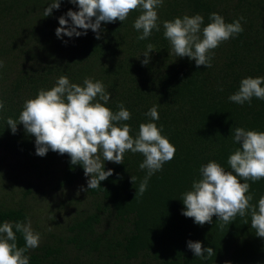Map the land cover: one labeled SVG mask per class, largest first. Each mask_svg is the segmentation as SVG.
Wrapping results in <instances>:
<instances>
[{
    "label": "trees",
    "instance_id": "obj_1",
    "mask_svg": "<svg viewBox=\"0 0 264 264\" xmlns=\"http://www.w3.org/2000/svg\"><path fill=\"white\" fill-rule=\"evenodd\" d=\"M48 3L0 0V223L31 219L40 244L25 253L29 264H264V237L251 228L250 215H237L223 227L217 216L199 225L182 214L181 199L200 178L202 165L215 160L231 170L228 157L240 147L231 129L264 131V100L253 97L240 105L228 99L242 78L264 77V0H164L157 9L160 31L146 40H138L133 27L139 10L124 22H102L100 39L91 29L58 38L59 17L79 9L61 0L44 17ZM212 12L226 23L242 18L244 29L213 50V66L198 68L194 60L172 54L163 21L200 14L203 28ZM148 44L154 50L144 65ZM61 75L81 85L85 77L101 81L111 94L106 106L117 112L122 103L130 110L131 119L120 123L130 126L133 137L150 121L145 113L157 107L159 120L153 122L176 152L151 176L143 196L135 198L147 174L139 167L140 153L126 152L122 164L104 161L113 174L85 191L90 177L82 165L52 150L37 155L35 137L22 124L12 133L7 118L18 120L24 101L51 89ZM247 183L250 203L258 204L264 179ZM16 236L24 247L23 235ZM189 240L213 247L216 255L196 257Z\"/></svg>",
    "mask_w": 264,
    "mask_h": 264
},
{
    "label": "clouds",
    "instance_id": "obj_2",
    "mask_svg": "<svg viewBox=\"0 0 264 264\" xmlns=\"http://www.w3.org/2000/svg\"><path fill=\"white\" fill-rule=\"evenodd\" d=\"M68 2L77 5L79 10L69 9L59 17V27L56 29L58 38L80 37L91 29L96 33V38L100 39L102 22H124L130 13L137 10L140 15L134 20L133 27L140 33L138 40L148 39L154 29L160 31L157 9L163 6L164 0ZM60 6L61 0H49L43 16L51 15L53 9H59ZM241 19L226 23L222 15L212 12L209 15L210 22L202 28V15L185 14L163 21V35L170 43L171 53L176 57H188L195 61L198 68L202 65L211 68L213 50L244 30ZM153 50L152 44L146 46L143 52L145 59L142 61L144 65L150 62ZM2 67L3 62L0 61ZM262 84L264 77L242 78L238 90L228 99L240 105L245 102L250 104L253 97L264 100ZM110 96L101 81L85 77L81 85L61 75L51 89H40L34 98L26 99L18 120L8 117L7 125L15 134L18 125L22 124L25 132L35 137L37 155L45 156L52 150L61 155H69L72 165H82L85 176L90 177L87 188L82 189L85 191L101 187V181L113 174L112 169L105 170L104 161L122 164L126 152L142 154L144 159L139 167L141 170L146 169L147 174L138 187L135 186L137 178L132 175L131 180L137 188L135 198L143 196L151 176L174 158L176 148L153 122L159 120L156 106L145 113L151 119L141 123L137 135L133 137L130 126L120 123L131 119L130 110L121 103L118 105L119 110L113 112L106 106ZM3 107V101L0 100V110ZM231 133L234 142L240 145L228 157L231 170L226 171L215 160L202 165L200 178L194 180L191 190L182 195L185 205L182 214L193 218L199 225L211 223L213 216H217L218 221H222L221 227L231 224L237 215H250L251 228L255 229L258 237H264V196L259 198L258 204L253 205L250 203L252 196L247 195L250 188L247 181L264 179V131L236 127L231 129ZM240 178L245 182L242 183ZM17 232L23 235L24 247L17 246ZM39 244L40 235L34 232L30 218L26 223H0V264H29V256L25 253L39 247ZM187 247L196 257L204 260L216 255L213 247L204 248L200 241L189 240Z\"/></svg>",
    "mask_w": 264,
    "mask_h": 264
}]
</instances>
